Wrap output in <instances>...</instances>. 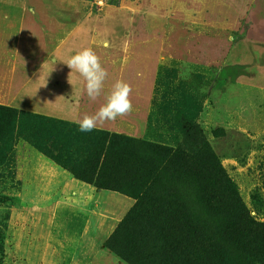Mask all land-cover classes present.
Listing matches in <instances>:
<instances>
[{"label":"rangeland","instance_id":"1","mask_svg":"<svg viewBox=\"0 0 264 264\" xmlns=\"http://www.w3.org/2000/svg\"><path fill=\"white\" fill-rule=\"evenodd\" d=\"M28 5L43 7L36 14L47 30L45 50L56 42L52 22L65 29L85 25L102 36L90 46L98 56L101 50L108 72L101 105L116 81L131 86L132 112L104 123L131 126L96 130L177 145L193 124L197 134L185 129L195 143L193 150L185 147L197 163L190 169H225L248 208L253 189L264 196V44L244 40L263 38L250 22L264 20L257 13H264V0H28ZM235 21L240 24L233 27ZM105 39L110 47L103 46ZM48 55L44 76L31 79L48 94L33 95L39 102L31 106L19 99L8 107L78 126L51 109L55 77ZM66 56L59 60L65 87L71 71ZM175 165L167 169L188 168ZM167 184L161 181L160 188ZM135 202L133 194L77 178L18 137L0 166V264H166V233L156 228L153 207L121 225Z\"/></svg>","mask_w":264,"mask_h":264},{"label":"trees","instance_id":"2","mask_svg":"<svg viewBox=\"0 0 264 264\" xmlns=\"http://www.w3.org/2000/svg\"><path fill=\"white\" fill-rule=\"evenodd\" d=\"M186 127L185 138L168 145L104 130L80 132L67 121L0 104V166L14 141L23 136L77 178L97 188L133 194L136 202L121 225L153 207L156 228L166 233V264H264L262 192L253 189L248 208L225 169H190L197 163L185 151L193 150L195 143L188 135L197 134V126ZM141 153L150 156L148 161ZM171 163L188 168L167 169ZM163 180L168 181L164 190ZM165 211L167 216H162Z\"/></svg>","mask_w":264,"mask_h":264},{"label":"crops","instance_id":"3","mask_svg":"<svg viewBox=\"0 0 264 264\" xmlns=\"http://www.w3.org/2000/svg\"><path fill=\"white\" fill-rule=\"evenodd\" d=\"M201 7L207 6L202 4ZM39 10L42 12L43 7L29 6L28 0H0V104L9 106L13 101L28 99L29 106H31L35 102H39L34 100L33 95L48 94L43 89L37 90L36 87H33L31 79H39L44 76L45 56L50 54L52 55L50 68L55 77V83L50 90L51 109L58 112L57 114H60L61 118L77 123L84 115H93L101 107L102 100L100 96L95 101L89 100L85 92V82L75 72H68L67 87H65V82L59 80V60L64 59V55L70 58L82 49L96 46L91 42H100L102 36L96 37L93 29L85 25L77 27L76 24H68L65 29L60 22H52L51 29L56 42L53 40L49 46L50 49L45 50L44 33L47 30L45 23L42 20L38 21L36 13ZM233 12V14L239 15L236 9H233ZM257 13L264 15L260 10ZM238 22L240 24V21H235L233 27H236ZM250 23L251 28L261 31L260 36L263 38H244V40L260 42L263 45L264 33L261 28L264 26V20L261 24L258 22L259 25L257 22L254 24L252 19ZM61 30L67 32H61ZM100 51H98L99 56H101ZM107 93V90L102 89L101 94L106 95ZM124 124L112 122L108 124L110 126L104 124L98 125L97 128L121 132L128 128L127 126H131ZM114 125L121 126V129L115 128Z\"/></svg>","mask_w":264,"mask_h":264},{"label":"clouds","instance_id":"4","mask_svg":"<svg viewBox=\"0 0 264 264\" xmlns=\"http://www.w3.org/2000/svg\"><path fill=\"white\" fill-rule=\"evenodd\" d=\"M102 43L104 47H110L107 39ZM64 63L71 69V72H75L83 78L87 97L90 101H95L101 95L108 76L107 70L101 65L99 56L91 48H85L72 55ZM131 91V86L128 83L122 80L116 81L105 97V103L93 115L86 114L77 121L78 130L91 132L98 125L115 121L119 116L130 114L133 110L132 102L129 99Z\"/></svg>","mask_w":264,"mask_h":264},{"label":"built area","instance_id":"5","mask_svg":"<svg viewBox=\"0 0 264 264\" xmlns=\"http://www.w3.org/2000/svg\"><path fill=\"white\" fill-rule=\"evenodd\" d=\"M95 1H100L101 2L102 0H95Z\"/></svg>","mask_w":264,"mask_h":264}]
</instances>
